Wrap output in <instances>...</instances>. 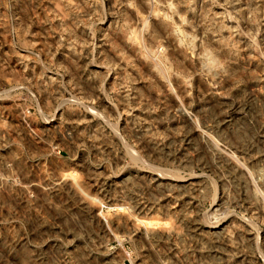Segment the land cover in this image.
<instances>
[{
	"label": "rangeland",
	"instance_id": "374dc122",
	"mask_svg": "<svg viewBox=\"0 0 264 264\" xmlns=\"http://www.w3.org/2000/svg\"><path fill=\"white\" fill-rule=\"evenodd\" d=\"M0 264H264V0H0Z\"/></svg>",
	"mask_w": 264,
	"mask_h": 264
},
{
	"label": "bare ground",
	"instance_id": "6f19581e",
	"mask_svg": "<svg viewBox=\"0 0 264 264\" xmlns=\"http://www.w3.org/2000/svg\"><path fill=\"white\" fill-rule=\"evenodd\" d=\"M168 5H169V4H168ZM169 10H170V9H169ZM178 28H179V27H178ZM173 31H175V29H173ZM175 32H176V31H175ZM175 32H174V33H175ZM174 33H172V34H174ZM135 35H136V34H135ZM137 39H138V38H137ZM138 43H139V42H138ZM147 51H148V50H147ZM207 57H208V56H207ZM214 70L217 71V69H215V68H214ZM218 72H219V71H218ZM216 74H218V73H216ZM219 74H220V73H219ZM172 91H173V90H172ZM128 113H129V112H128ZM202 138H203V135H202ZM73 175H74V171H73ZM168 190H169V189H168ZM261 191H262V190H261ZM256 194H257V193H256Z\"/></svg>",
	"mask_w": 264,
	"mask_h": 264
}]
</instances>
